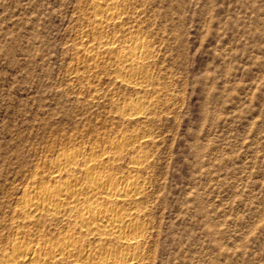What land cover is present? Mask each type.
Listing matches in <instances>:
<instances>
[{
  "label": "rangeland",
  "instance_id": "obj_1",
  "mask_svg": "<svg viewBox=\"0 0 264 264\" xmlns=\"http://www.w3.org/2000/svg\"><path fill=\"white\" fill-rule=\"evenodd\" d=\"M97 1L0 0V256L49 158L142 129L151 264H264V0H123L105 39ZM137 36L153 53L140 92L114 71ZM141 96L146 117H124Z\"/></svg>",
  "mask_w": 264,
  "mask_h": 264
},
{
  "label": "bare ground",
  "instance_id": "obj_2",
  "mask_svg": "<svg viewBox=\"0 0 264 264\" xmlns=\"http://www.w3.org/2000/svg\"><path fill=\"white\" fill-rule=\"evenodd\" d=\"M126 6L123 0H98L91 13L95 36L105 39L106 28L121 25ZM141 38L125 39L126 46L117 49L114 59L115 77L139 92L150 85L153 55L150 43ZM103 40L96 49L107 52L120 38ZM89 51L92 59L100 55ZM152 104L151 99L138 97L125 104L124 117L140 120ZM122 134L109 136L102 148L81 142L48 159L17 197L14 214L19 221L10 245L2 249L0 264L152 263L148 253L152 222L146 221L143 207L149 197L143 172L150 164L144 149L150 134L142 129ZM45 224L65 228L57 235L43 233Z\"/></svg>",
  "mask_w": 264,
  "mask_h": 264
}]
</instances>
